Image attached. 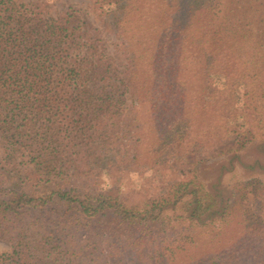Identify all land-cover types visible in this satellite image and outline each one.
<instances>
[{"label": "trees", "instance_id": "trees-1", "mask_svg": "<svg viewBox=\"0 0 264 264\" xmlns=\"http://www.w3.org/2000/svg\"><path fill=\"white\" fill-rule=\"evenodd\" d=\"M108 3L118 32L128 27L122 20L136 19L134 33L121 37L129 51L124 83L133 109L150 113L145 131L130 122L122 127L119 119L110 123L105 114L116 117L119 100L89 92L88 85L106 88L112 74H105L104 55L84 40L86 32L79 28L78 36L69 21H48L34 7L0 0V137L32 165L30 178L0 171V237L12 243L0 264H182L180 251L187 249L183 264H264L257 223L246 218L240 229H228L234 207L245 212L251 195L264 216V189L241 184L224 206L197 183L201 164L264 138V92L257 91L264 90V43H255L254 16L240 13V0ZM143 64L146 76H139ZM214 76L225 79L229 93ZM233 118L242 125L233 127ZM133 129L154 137L150 160L171 159L176 151L178 191L148 198L97 188L95 173L133 168L145 154L140 138L122 140ZM181 140L184 154L168 148ZM179 206L183 214H168ZM194 228L198 237L189 233ZM204 230L218 246L206 243ZM203 242L211 253H193Z\"/></svg>", "mask_w": 264, "mask_h": 264}, {"label": "rangeland", "instance_id": "rangeland-1", "mask_svg": "<svg viewBox=\"0 0 264 264\" xmlns=\"http://www.w3.org/2000/svg\"><path fill=\"white\" fill-rule=\"evenodd\" d=\"M18 5H25L27 7H34L38 13H40L46 20H58V21H69L71 28L76 29V35L80 36L79 28L82 31L86 32L84 40H88L90 43H94L100 47V51L104 55L103 61H105V66L108 71L105 74L111 75V80L106 81L105 86L97 85H88V90L95 91V94H100L102 98L113 101L119 100V110L117 109L114 113L116 117H113L112 114H105L107 120H110V123H114L118 119L120 120V126L124 127L127 123H132L141 128L143 131L146 130L147 124L149 121L150 113L146 108L136 107L135 110L132 107V100L130 99L129 93L126 90L124 81H126V76H128V64H129V51L126 48L122 38L124 37V32L126 31V36L132 35L134 29L129 28L131 24L135 22L136 19L122 20V24H127L128 27L122 26L125 28V31L118 32L119 24L115 21V18L111 15L110 11H113V6L108 3L109 0H12ZM250 1V6L247 5ZM239 11L243 13L244 11L247 14H252L255 18V43L260 46L261 43H264V21L261 22L260 18L264 19V0H240ZM196 24L193 25V27ZM196 28V27H195ZM133 30V31H132ZM129 32V33H128ZM122 37V38H121ZM83 40V38H81ZM186 46V45H185ZM152 50L151 47H149ZM142 59H148L150 52L147 50L139 49ZM138 61H140L138 59ZM180 61L186 65L183 61V58H180ZM141 62V61H140ZM138 75H145V64L140 66ZM188 74V70H187ZM213 81L217 86L222 89L225 94L230 92V88L226 87L225 79L222 77H212ZM259 95H261L264 90L257 89ZM237 97L234 101V105L238 109L242 108V99L243 91L238 89ZM144 112V113H143ZM233 127H240L243 123L241 118H233L231 120ZM116 126V125H115ZM139 128V129H140ZM112 128H109V133H111ZM234 129V128H232ZM122 133L128 131L126 128L120 129ZM137 130H132L129 132L128 136H123L122 139L125 143L128 138L134 136V139L140 138L141 143V153L144 154L142 158L139 159V162L133 168L121 169L119 167L117 171L113 168L110 174L109 170L100 171L101 173H95L98 175L97 184L98 189L103 191H110L114 193L117 190H120L122 193H141L146 195L148 198L152 197H161L164 194L173 193L178 191L179 186L175 185L177 182L182 180L181 171L178 167H175L174 159H177L176 151L172 153L173 158L152 161L150 160L149 150L151 149V143L154 137H145L141 133L137 134ZM125 135V134H124ZM117 139V136L114 137ZM118 140V141H122ZM173 146L176 148L177 152L181 155L186 152V147L183 141H176ZM149 151V152H148ZM148 152V155L146 154ZM112 153L104 155L105 161L104 165H108ZM26 158L22 155L15 157L12 151H9L8 145L2 142L0 137V171L4 172L9 177L19 176L24 178L31 177L32 165H29L26 162ZM13 181V180H12ZM59 182L60 179L55 180ZM257 186H260L264 189V138H257L253 143L248 145L245 149L234 152L225 156H216L213 159L200 165L199 172L197 174V183L201 185L205 191L210 192L213 196L217 198L218 201H222V205L228 203L230 199H234L233 194L235 190L239 188L241 184L251 183ZM32 188V184H30ZM51 184H49L50 186ZM33 191V190H32ZM191 196H188V200ZM259 200L256 199L254 195L248 197V200L245 202V212L241 211V207L236 205L233 209L232 222L228 229H237L241 228L239 221L242 219H248L250 222H255L264 230V216L261 215ZM181 206L175 211H169V215H178L183 214L184 209H180ZM247 209V210H246ZM186 214V213H185ZM245 215V218L243 216ZM217 219V216L214 218ZM213 222L216 225L215 221H206V223ZM216 222V223H215ZM185 224V223H184ZM218 224V223H217ZM188 221L185 225L186 231L183 232V235H188ZM180 227V225H178ZM181 232V228H179ZM178 229V230H179ZM177 230V231H178ZM194 228L189 231L193 236H197L199 231ZM211 232V229L208 228ZM210 232L204 230L203 239L208 245L214 247L218 242L213 240V236ZM198 237V236H197ZM221 240V239H219ZM218 240V241H219ZM206 243L203 242L202 247L196 246L193 253H211V249L206 246ZM194 247V246H193ZM255 247V244L252 245ZM173 250V248H172ZM175 250V249H174ZM173 250V251H174ZM256 249L254 253L257 251ZM263 249L261 248V251ZM12 251V243L7 238L0 237V253H8ZM213 251V250H212ZM178 253V250L174 251ZM181 257L179 262L185 263L188 261V249L186 252H181Z\"/></svg>", "mask_w": 264, "mask_h": 264}]
</instances>
